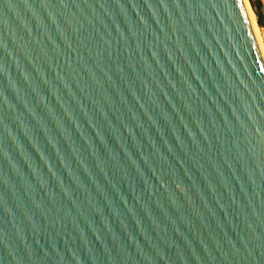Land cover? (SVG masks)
<instances>
[{
	"label": "water",
	"instance_id": "water-1",
	"mask_svg": "<svg viewBox=\"0 0 264 264\" xmlns=\"http://www.w3.org/2000/svg\"><path fill=\"white\" fill-rule=\"evenodd\" d=\"M0 264H264L245 0H0Z\"/></svg>",
	"mask_w": 264,
	"mask_h": 264
},
{
	"label": "trees",
	"instance_id": "trees-1",
	"mask_svg": "<svg viewBox=\"0 0 264 264\" xmlns=\"http://www.w3.org/2000/svg\"><path fill=\"white\" fill-rule=\"evenodd\" d=\"M250 7L256 17V23L264 31V0L250 1Z\"/></svg>",
	"mask_w": 264,
	"mask_h": 264
},
{
	"label": "rangeland",
	"instance_id": "rangeland-1",
	"mask_svg": "<svg viewBox=\"0 0 264 264\" xmlns=\"http://www.w3.org/2000/svg\"><path fill=\"white\" fill-rule=\"evenodd\" d=\"M246 1V4H247V6H248V10L251 12V13H253V11H251L252 9H251V7H250V1L251 2H253L254 0H245ZM254 14V13H253ZM255 16V15H254ZM257 27V29L259 30V33H260V45H261V48H262V52H263V54H264V31L261 29V28H259L258 26H256ZM263 45V46H262Z\"/></svg>",
	"mask_w": 264,
	"mask_h": 264
},
{
	"label": "bare ground",
	"instance_id": "bare-ground-1",
	"mask_svg": "<svg viewBox=\"0 0 264 264\" xmlns=\"http://www.w3.org/2000/svg\"><path fill=\"white\" fill-rule=\"evenodd\" d=\"M252 11V10H251ZM248 14H249V18L253 24V28H254V32H255V35H256V38L258 40V43H259V46H260V49H261V52H262V48H261V45H260V33H259V30L257 29V27L254 25V18H253V15L252 13L248 10ZM256 18V17H255ZM263 46V45H262ZM263 54V52H262ZM263 58H264V54H263Z\"/></svg>",
	"mask_w": 264,
	"mask_h": 264
}]
</instances>
